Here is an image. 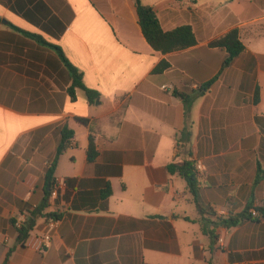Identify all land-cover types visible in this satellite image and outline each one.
Wrapping results in <instances>:
<instances>
[{
    "label": "crops",
    "instance_id": "1",
    "mask_svg": "<svg viewBox=\"0 0 264 264\" xmlns=\"http://www.w3.org/2000/svg\"><path fill=\"white\" fill-rule=\"evenodd\" d=\"M142 1L197 44L155 51L133 0H0V264H264V0ZM234 29L245 49L221 71L228 52L210 43ZM53 45L94 104L72 97ZM63 128L74 136L57 156ZM184 161L196 198L168 170ZM53 164L66 186L43 213L57 231L45 246L42 215L22 242L14 223L42 206Z\"/></svg>",
    "mask_w": 264,
    "mask_h": 264
},
{
    "label": "trees",
    "instance_id": "2",
    "mask_svg": "<svg viewBox=\"0 0 264 264\" xmlns=\"http://www.w3.org/2000/svg\"><path fill=\"white\" fill-rule=\"evenodd\" d=\"M137 9L138 14V21L139 25L142 29L144 37L146 38L149 45L157 52H161L163 54L171 53L178 50H183L189 47H192L197 44V39L195 33L191 26L185 25L180 26L171 31H165L161 24L160 20L157 16V13L153 9V7L145 5L142 0H133ZM211 47H219L225 49L228 52V56L223 64L222 70L226 67H229L234 60L244 51L245 46L240 39V33L238 29L231 30L226 35L222 36L221 38L213 41L210 43ZM53 47L59 52L62 60L70 69V74L72 78V85L69 89L70 94L73 98H75V90L77 88L82 89L85 91L86 96L91 104H94L96 100L99 98V93L95 90L88 88L83 81V74L75 68L69 60L65 57L62 49L57 46ZM170 64L167 61H162L159 63L156 68L154 69V73H163L168 70ZM216 79V78H215ZM213 79L209 83H207L204 88H209L211 84L215 81ZM204 91V89H203ZM180 95L183 98V101L186 105V108H189L192 103V97L182 94ZM259 92H257L255 102L258 103ZM62 142L58 147L57 156L62 155L69 147V143L74 136V133L67 129L63 128L62 131ZM98 156V152L96 149L94 137L90 136L89 138V147L87 151L88 161L93 162ZM168 170L171 173H179L181 177H183L189 186V189L193 196L197 197V190H198V179L195 164L192 161H184L183 163H172L168 165ZM54 172H55V164L50 167L48 172V182L51 184L52 180L54 179ZM264 176V173L258 174L256 183ZM112 193L111 187L109 186L106 196H110ZM49 197L50 191H46V198L41 207L36 209L35 212L30 214V218L26 220L24 225L18 230L20 233V240L25 242L31 231L34 229L36 219L42 215H44L43 211L49 207ZM198 212L200 214H204L202 208L197 204ZM210 214H213L212 211H209ZM45 218H59L57 214H46L44 215ZM250 219V215L248 213V209L244 211L242 214L237 215L235 217H231L227 220H221V223L227 227L238 225L240 222ZM206 233L210 234L212 237H215L213 232H208L205 230ZM10 253L7 255L4 264L7 263L9 260Z\"/></svg>",
    "mask_w": 264,
    "mask_h": 264
},
{
    "label": "built area",
    "instance_id": "3",
    "mask_svg": "<svg viewBox=\"0 0 264 264\" xmlns=\"http://www.w3.org/2000/svg\"><path fill=\"white\" fill-rule=\"evenodd\" d=\"M65 186H66L65 179L54 177L50 185L49 203L58 197V195L65 188ZM26 220H27V216L25 214H22L19 218H17V220L14 223V226L19 230L24 225ZM59 221H60L59 218H55V219L51 218L48 220L46 225V231L43 237V242L45 246H49L51 244L53 236L57 231ZM220 242H223V240L221 239Z\"/></svg>",
    "mask_w": 264,
    "mask_h": 264
},
{
    "label": "water",
    "instance_id": "4",
    "mask_svg": "<svg viewBox=\"0 0 264 264\" xmlns=\"http://www.w3.org/2000/svg\"><path fill=\"white\" fill-rule=\"evenodd\" d=\"M47 190L49 191L50 190V187Z\"/></svg>",
    "mask_w": 264,
    "mask_h": 264
}]
</instances>
